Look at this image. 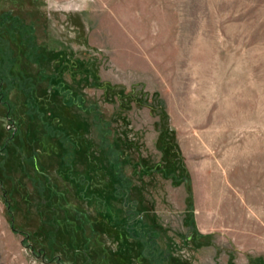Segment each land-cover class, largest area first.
<instances>
[{"label": "rangeland", "instance_id": "rangeland-1", "mask_svg": "<svg viewBox=\"0 0 264 264\" xmlns=\"http://www.w3.org/2000/svg\"><path fill=\"white\" fill-rule=\"evenodd\" d=\"M3 12L32 27L38 57L8 41L0 264H149L122 228L102 139L165 264H264V0H0Z\"/></svg>", "mask_w": 264, "mask_h": 264}, {"label": "trees", "instance_id": "trees-1", "mask_svg": "<svg viewBox=\"0 0 264 264\" xmlns=\"http://www.w3.org/2000/svg\"><path fill=\"white\" fill-rule=\"evenodd\" d=\"M10 39H19V44L27 49L26 56L29 61L36 63L38 57L32 27L25 25L18 17L12 16L9 12L0 13V102L7 109H10L12 104L6 97V91L14 84L15 80L9 73L15 62L12 50L9 47L8 41ZM2 83H5V87L1 86ZM61 90L64 101L68 106L83 107L84 102L80 96H73L70 90L63 87ZM106 127L107 124H104L101 131L105 130ZM101 145L105 149L109 165L113 171L114 196L122 200L125 211L123 230L142 245V257L149 264H165L169 254L157 246L158 227L143 222L142 218L139 217L137 203L129 198L131 181L122 171L119 161L120 154L103 139ZM57 260L60 262L59 258Z\"/></svg>", "mask_w": 264, "mask_h": 264}]
</instances>
